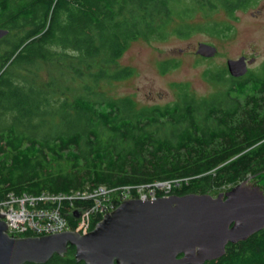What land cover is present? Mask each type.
I'll list each match as a JSON object with an SVG mask.
<instances>
[{"label": "trees", "instance_id": "trees-1", "mask_svg": "<svg viewBox=\"0 0 264 264\" xmlns=\"http://www.w3.org/2000/svg\"><path fill=\"white\" fill-rule=\"evenodd\" d=\"M256 1L0 0V29L9 32L0 41V202L98 186L137 197L156 183H170L169 196L264 183V63L239 78L206 71L224 89L204 99L173 84L178 100L162 107L102 91L132 76L118 61L133 42L185 40L201 30L227 36L229 24L206 18L221 10L233 20ZM195 14L204 22H193ZM90 206L61 202L71 231L80 220L69 210ZM99 221L92 214L89 227ZM224 248L204 264H264V228ZM74 252L68 246L45 264H83Z\"/></svg>", "mask_w": 264, "mask_h": 264}, {"label": "water", "instance_id": "water-1", "mask_svg": "<svg viewBox=\"0 0 264 264\" xmlns=\"http://www.w3.org/2000/svg\"><path fill=\"white\" fill-rule=\"evenodd\" d=\"M8 30L0 29V41ZM217 49L199 43L198 56L211 59ZM254 58L227 60L232 78L245 76ZM263 193V194H262ZM79 212H73L75 218ZM87 234L67 231L44 237L12 238L0 215V264H45L68 246L83 264H204L220 259L225 246L264 228V192L243 181L216 197L207 194L129 199Z\"/></svg>", "mask_w": 264, "mask_h": 264}, {"label": "rangeland", "instance_id": "rangeland-1", "mask_svg": "<svg viewBox=\"0 0 264 264\" xmlns=\"http://www.w3.org/2000/svg\"><path fill=\"white\" fill-rule=\"evenodd\" d=\"M196 15V14H195ZM254 15V16H253ZM208 22L229 24L231 32L227 36H210L205 31L195 32L187 39H180L169 36L163 41L138 40L133 42L128 50L118 61V66L132 70V76L121 81H114L104 84L102 91L105 97L111 99L129 97L132 98L137 107L161 106L173 103L178 100L177 90L172 87L174 84L187 85L189 91L198 99L208 98L211 95L223 90L224 87L216 84L205 76L206 71L224 69L227 60H236L244 56L247 60L254 58V62L248 65L249 72H256L264 63V0H257L256 3L246 11H236L233 20L222 11L211 13ZM193 22L203 23L202 15L197 14ZM199 43L214 46L217 51L211 59H204L198 56L196 49ZM168 62L172 67L164 72L160 64ZM245 100H241V108H245ZM239 113L238 119H243ZM226 186L214 190L207 195L216 197L235 188ZM258 187L264 192V183L250 182V186ZM170 183L158 184V187H167ZM107 193V192H104ZM117 191L102 194L99 198L114 200L118 196ZM139 196H148V188H140L137 191ZM17 200H14V202ZM19 203V202H18ZM21 206V204H18Z\"/></svg>", "mask_w": 264, "mask_h": 264}, {"label": "built area", "instance_id": "built-area-1", "mask_svg": "<svg viewBox=\"0 0 264 264\" xmlns=\"http://www.w3.org/2000/svg\"><path fill=\"white\" fill-rule=\"evenodd\" d=\"M158 184L163 183L152 184L153 189H148V196H139L137 194V197H132L129 193H125L120 197L117 196L116 199H118L119 204L126 201V199L154 200L158 197L156 195L157 191L162 193L161 197L169 196V185L167 188L162 186L158 187ZM104 192L110 193L112 191L107 190L105 187L98 186L91 191H76L70 192L69 194L50 195L48 193H43L36 197L28 195L15 197L13 195H9L6 200L0 202V215L2 217V221L5 223V230L9 237H50V235L71 231L67 227V221L60 213L61 202L87 200L91 202V206L88 210H84L82 208H72L69 210V213L71 214L75 211L79 212V217L75 218L76 220H80L76 232L84 235L92 230L91 227H89L90 217L92 214L100 217L101 220L104 215L112 211L114 212L119 205L113 200H100L99 197L102 194H107ZM14 200L17 201L14 202ZM18 204H21V206Z\"/></svg>", "mask_w": 264, "mask_h": 264}, {"label": "flooded vegetation", "instance_id": "flooded-vegetation-1", "mask_svg": "<svg viewBox=\"0 0 264 264\" xmlns=\"http://www.w3.org/2000/svg\"><path fill=\"white\" fill-rule=\"evenodd\" d=\"M254 16V15H253ZM244 57V56H243Z\"/></svg>", "mask_w": 264, "mask_h": 264}]
</instances>
